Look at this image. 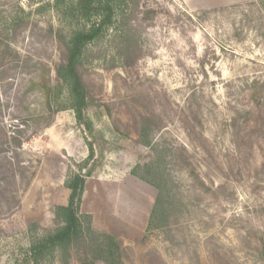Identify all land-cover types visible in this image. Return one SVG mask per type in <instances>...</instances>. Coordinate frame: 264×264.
<instances>
[{"label": "rangeland", "instance_id": "rangeland-1", "mask_svg": "<svg viewBox=\"0 0 264 264\" xmlns=\"http://www.w3.org/2000/svg\"><path fill=\"white\" fill-rule=\"evenodd\" d=\"M143 1L131 52L118 26L83 52L90 135L45 102L68 22L53 0H0V264H32L90 145L79 213L121 264H264V0ZM157 187L166 228L148 227ZM44 264L106 263L79 243Z\"/></svg>", "mask_w": 264, "mask_h": 264}, {"label": "trees", "instance_id": "trees-1", "mask_svg": "<svg viewBox=\"0 0 264 264\" xmlns=\"http://www.w3.org/2000/svg\"><path fill=\"white\" fill-rule=\"evenodd\" d=\"M18 1L13 0L15 3ZM45 6L60 13L69 25L66 34L60 31L56 33L63 46L62 57L54 67V85L52 88L44 86L47 91L45 102L48 108L53 102L54 111L70 109L76 123L90 135H94L92 121L87 113L91 105V96L80 72L83 52L90 42L101 38L108 29L116 26L121 27L120 31L116 32L117 40H120L122 45L125 41L123 51L131 52L128 47L129 40H136V27L152 18L150 14L152 10L143 0H53L52 4L48 3ZM45 6L37 8L36 11L43 10ZM29 13L27 12L28 15ZM139 14L142 15L140 18ZM189 19L193 21L191 15ZM2 133L4 144L14 143L16 147L21 145L22 140H18L14 134L4 130ZM93 154L90 145L88 156L79 165V172L73 173L65 180L64 187L68 190L67 201L54 207V226L31 237L26 250L28 262L44 264L56 250L65 257L72 247L84 243L94 260L101 259L106 264H121V243L110 234L93 231L90 216L79 213L85 177L90 176L93 171L92 167L87 166ZM11 158L6 162L9 163L10 174L13 176L15 173ZM138 166L139 164L131 171L133 175L137 174ZM82 170L84 174L80 172ZM158 189L148 220L150 228H166L169 225V212L163 205L164 194L160 188Z\"/></svg>", "mask_w": 264, "mask_h": 264}]
</instances>
